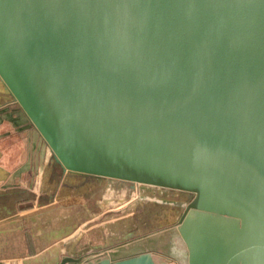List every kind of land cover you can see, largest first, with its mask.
Segmentation results:
<instances>
[{
	"label": "water",
	"instance_id": "1",
	"mask_svg": "<svg viewBox=\"0 0 264 264\" xmlns=\"http://www.w3.org/2000/svg\"><path fill=\"white\" fill-rule=\"evenodd\" d=\"M9 103L66 187L113 178L187 202L92 264H264V0H0ZM112 215L127 214L104 240Z\"/></svg>",
	"mask_w": 264,
	"mask_h": 264
},
{
	"label": "crops",
	"instance_id": "2",
	"mask_svg": "<svg viewBox=\"0 0 264 264\" xmlns=\"http://www.w3.org/2000/svg\"><path fill=\"white\" fill-rule=\"evenodd\" d=\"M51 156L19 104L0 106V264H56L68 256L81 260L67 264H92L129 227L112 215V238L104 240L102 232L109 229L102 222L119 213L113 207H89L84 195L105 181L95 179L91 189L89 180L77 177V185L66 187ZM83 183L87 191L80 189ZM68 214L73 220L66 221Z\"/></svg>",
	"mask_w": 264,
	"mask_h": 264
},
{
	"label": "flooded vegetation",
	"instance_id": "3",
	"mask_svg": "<svg viewBox=\"0 0 264 264\" xmlns=\"http://www.w3.org/2000/svg\"><path fill=\"white\" fill-rule=\"evenodd\" d=\"M103 181L105 182L99 187L86 192L84 199L87 201V205L91 208H99L103 206L109 209L113 207L118 211L119 214H127L119 222L120 225H129V227L123 228L124 234H122V236L119 238V242L124 238V236V239L127 240L126 235L130 233H137L138 235L136 236H142L146 234V232H142L140 227H152V225H155V220L159 222L158 224H162L161 222L163 221L164 213L162 212V215H160L158 212L151 213V210H155V206H167L170 204L173 208H177V211L175 210L176 215L173 217L174 221H177L182 215L187 204V202L180 204V202L170 199L171 197L177 196L179 194V191L176 190L156 188L153 186L148 187L138 183L126 182L113 178H103ZM158 191L160 192L159 194H157ZM151 203H155L154 206H150L149 204ZM144 209L148 210L146 211ZM73 218L74 217L72 214H68L66 221H71ZM166 220H170L169 224H171V217L167 216ZM161 228H163V226L158 228L153 227L149 232H153ZM154 258L160 260L162 259L158 254H155ZM72 259H74V261L77 260V258L73 257ZM61 261L57 262L56 264L60 263Z\"/></svg>",
	"mask_w": 264,
	"mask_h": 264
},
{
	"label": "rangeland",
	"instance_id": "4",
	"mask_svg": "<svg viewBox=\"0 0 264 264\" xmlns=\"http://www.w3.org/2000/svg\"><path fill=\"white\" fill-rule=\"evenodd\" d=\"M91 263H92V262H91ZM171 264H174V263L171 262Z\"/></svg>",
	"mask_w": 264,
	"mask_h": 264
}]
</instances>
